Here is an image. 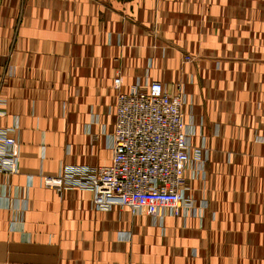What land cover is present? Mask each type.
I'll return each mask as SVG.
<instances>
[{
  "label": "crops",
  "instance_id": "obj_1",
  "mask_svg": "<svg viewBox=\"0 0 264 264\" xmlns=\"http://www.w3.org/2000/svg\"><path fill=\"white\" fill-rule=\"evenodd\" d=\"M118 75L182 98L184 216L43 185L110 163ZM0 110V264H264V0H0Z\"/></svg>",
  "mask_w": 264,
  "mask_h": 264
},
{
  "label": "built area",
  "instance_id": "obj_2",
  "mask_svg": "<svg viewBox=\"0 0 264 264\" xmlns=\"http://www.w3.org/2000/svg\"><path fill=\"white\" fill-rule=\"evenodd\" d=\"M113 86L118 92L110 163L64 166L58 176L45 177L43 185L58 192L87 190L98 211L121 207L160 220L186 215L195 204L185 196V172L190 162L201 159V152H190L182 98L167 93L159 81L136 82L124 92L118 75ZM4 115L0 110V118ZM13 133L0 126V174L5 176L17 169L19 145Z\"/></svg>",
  "mask_w": 264,
  "mask_h": 264
}]
</instances>
